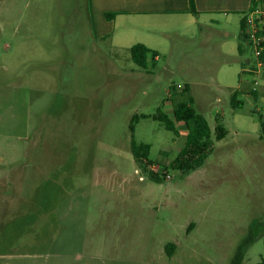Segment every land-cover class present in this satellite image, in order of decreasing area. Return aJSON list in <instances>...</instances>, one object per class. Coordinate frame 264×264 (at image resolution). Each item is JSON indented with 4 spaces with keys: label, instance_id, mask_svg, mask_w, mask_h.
Wrapping results in <instances>:
<instances>
[{
    "label": "rangeland",
    "instance_id": "obj_1",
    "mask_svg": "<svg viewBox=\"0 0 264 264\" xmlns=\"http://www.w3.org/2000/svg\"><path fill=\"white\" fill-rule=\"evenodd\" d=\"M89 29L85 0H0V264H233L253 226L244 263L264 261V69L254 96L240 25L172 34L148 70ZM178 85L214 141L188 175L169 169L186 126L152 118Z\"/></svg>",
    "mask_w": 264,
    "mask_h": 264
},
{
    "label": "crops",
    "instance_id": "obj_2",
    "mask_svg": "<svg viewBox=\"0 0 264 264\" xmlns=\"http://www.w3.org/2000/svg\"><path fill=\"white\" fill-rule=\"evenodd\" d=\"M252 3L253 0H195L197 14L192 13L190 0H85V8L93 41L109 43L122 53H130L134 45L144 44L158 53L157 60L161 47L172 34L189 36L214 26L234 29L239 25L242 33V22ZM108 14L114 17L108 19ZM225 36L229 38L231 33L226 32ZM223 48L228 49L226 55L237 53L232 52L234 47L228 41ZM150 61L149 67L153 65ZM243 73L249 74L244 69ZM171 104V101L164 104L168 110L165 113L174 119ZM179 124L184 123H177V129Z\"/></svg>",
    "mask_w": 264,
    "mask_h": 264
},
{
    "label": "trees",
    "instance_id": "obj_3",
    "mask_svg": "<svg viewBox=\"0 0 264 264\" xmlns=\"http://www.w3.org/2000/svg\"><path fill=\"white\" fill-rule=\"evenodd\" d=\"M190 6L193 14H197L195 9V0H190ZM114 14H108L107 18L111 19ZM244 21L242 22V33L240 36L241 43L239 44V53L244 54L247 49L244 46L246 37L243 34ZM130 55L132 61L142 69L147 70L149 68V61L156 60L158 53L149 49L144 44H136L130 49ZM190 87L185 85V93L187 98L179 101L174 106V119L158 109L157 114L153 115L154 120L160 121L168 131L173 132L176 136L179 135V131L176 127L177 123H184L187 129V136L185 145L176 158L172 160L169 165L170 170H177L182 172L184 175H188L191 172L202 167L213 152L214 141L211 138L212 131L207 119L199 114L193 107L194 100L191 96H188ZM252 94L256 96V91L252 90ZM231 102L233 107L241 108L242 103L238 101V93L234 92L231 96ZM142 118H148V116H142ZM139 121V117L133 118V123ZM132 131L135 130L134 124L131 125ZM264 134V125L262 126ZM227 135L226 130L218 125L216 127V140L220 141ZM151 146L149 144H137L133 142L132 153L135 163L139 168L148 176V178L154 182L161 183L164 181V176H160L159 173L154 172L150 168L153 166V161L150 160ZM256 235L254 234V226L250 229L249 236L239 246L237 253L234 257L233 264H245L246 248L253 243ZM165 251L169 257H172L176 251V244L169 243L166 245ZM257 264H264V261Z\"/></svg>",
    "mask_w": 264,
    "mask_h": 264
},
{
    "label": "built area",
    "instance_id": "obj_4",
    "mask_svg": "<svg viewBox=\"0 0 264 264\" xmlns=\"http://www.w3.org/2000/svg\"><path fill=\"white\" fill-rule=\"evenodd\" d=\"M243 21L246 49L251 52V59L248 60L244 72L255 76L253 90L256 91L260 86L259 74L264 69V0H253ZM176 90L183 92L185 85L176 86Z\"/></svg>",
    "mask_w": 264,
    "mask_h": 264
}]
</instances>
